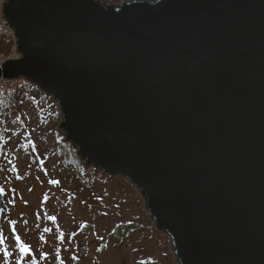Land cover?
I'll list each match as a JSON object with an SVG mask.
<instances>
[{
    "label": "water",
    "instance_id": "obj_1",
    "mask_svg": "<svg viewBox=\"0 0 264 264\" xmlns=\"http://www.w3.org/2000/svg\"><path fill=\"white\" fill-rule=\"evenodd\" d=\"M65 140L145 198L179 264H264V0H7ZM9 207L0 191V220Z\"/></svg>",
    "mask_w": 264,
    "mask_h": 264
},
{
    "label": "rangeland",
    "instance_id": "obj_2",
    "mask_svg": "<svg viewBox=\"0 0 264 264\" xmlns=\"http://www.w3.org/2000/svg\"><path fill=\"white\" fill-rule=\"evenodd\" d=\"M11 40L16 42L15 37ZM12 45L13 42L10 46ZM19 58L20 54L17 51L2 53L0 65L5 64V60L12 61ZM39 92L35 102L40 106V116L28 112L25 122L28 126L25 135L28 142L34 144L32 153L27 146L28 143L22 139L19 127L12 125L9 129L13 141L7 145L13 155L9 157L3 153L0 156V191L9 207V219L3 215L0 220V264L32 262L62 264L57 260L54 252L61 242H67V231L73 229V226L82 236L87 237L88 243L92 244L94 250L89 249L88 256L92 259V256L96 255L98 264H179L178 258L174 255L172 239L156 228L145 206V198L127 179L114 176L96 188L98 195L101 196V208L104 214L92 203L87 202L88 200L83 196L76 197L80 196L76 195L70 198L72 196L56 191L53 175L45 173L51 166L56 173L58 158H43L42 146L45 138L50 148L56 142L66 140L65 136L62 137L64 135L60 128L62 117L57 103L51 97ZM3 104H8V109L7 111L4 109V115L1 113L0 122L10 113L17 115L20 108L25 105L22 101L17 104V108H14L9 102H2L0 110L4 108ZM15 149H20L21 152ZM42 161L45 164L40 166ZM92 166L87 165V167ZM121 181L130 187L124 186ZM116 212H120L121 217L114 215ZM96 218L100 220H96L94 224ZM118 221L131 226L136 222L142 232L135 230L128 240L98 253L99 237L109 234L110 230L119 223ZM21 244L29 250V254L24 255L23 258L19 250ZM5 252L9 253L6 258ZM62 259L63 264H68L66 258L62 257ZM91 259L87 264L92 263Z\"/></svg>",
    "mask_w": 264,
    "mask_h": 264
},
{
    "label": "trees",
    "instance_id": "obj_3",
    "mask_svg": "<svg viewBox=\"0 0 264 264\" xmlns=\"http://www.w3.org/2000/svg\"><path fill=\"white\" fill-rule=\"evenodd\" d=\"M102 3L110 6H116L125 2H135V1H146V0H99ZM153 1V0H148ZM13 40L10 37H4L0 34V54L2 53H12ZM40 92L38 88L33 85L31 82L19 79L16 82L14 88L0 90V104L2 102L11 103L12 107L17 108L20 102H24V107L20 108L17 115L10 113L8 117H6L3 121L0 122V156L3 153H6L7 156H12L13 152L9 149L8 143L12 142V138L10 136V129L12 125L16 128L19 127V130L22 135V139L28 143V148L30 149V153H32L33 142L30 144L25 135L28 130V126L25 122H27V114L31 112L32 114H37L40 116L41 109L39 104L35 102V97ZM4 108L0 110V117L2 120V115H4V109L7 111L8 104H3ZM5 121V122H4ZM64 137V135L62 136ZM57 147H56V145ZM53 144L52 148L48 147L47 139L45 138L43 148V158L53 157L58 158V169L55 173L53 167H48L45 174L51 173L53 175V181L56 187V191L63 195L72 196L70 198L76 197H85L89 203H92L100 212L103 213V209L101 208V196L98 195L96 188L102 183L109 179H112L114 176H108L100 171L96 170L94 167L85 166V160L82 159L77 150L70 145V143L64 141ZM16 150V149H15ZM17 152L20 151L16 150ZM21 152V151H20ZM36 160V159H35ZM45 164L44 161L40 162V166ZM66 182V184L64 183ZM120 182V180H119ZM122 182V181H121ZM123 185L130 187L127 183L122 182ZM85 208L88 209L87 206ZM104 214V213H103ZM120 216V212L114 213V215ZM96 220H100L96 218L94 220V224ZM119 223L110 230V233L104 237H99L97 241L98 253L103 250H107L110 246H118L123 243V241L128 240L130 235L136 230L138 232H142V229L139 228L136 222H133V226L129 224H122L123 222L118 221ZM93 224V225H94ZM67 242H61L59 246L56 248L54 255L57 256V260L63 264L64 260L62 257L68 260V264H87V261L91 259L89 255V249L92 248V244L88 243L87 237L82 236L81 232L77 230L73 226V229H69L67 231ZM140 241V239L138 238ZM93 249V248H92ZM94 250V249H93ZM91 264H98L97 256H92ZM34 264V262L29 263ZM43 264H52V262H44Z\"/></svg>",
    "mask_w": 264,
    "mask_h": 264
},
{
    "label": "built area",
    "instance_id": "obj_4",
    "mask_svg": "<svg viewBox=\"0 0 264 264\" xmlns=\"http://www.w3.org/2000/svg\"><path fill=\"white\" fill-rule=\"evenodd\" d=\"M4 4L5 5L7 4V0H0V31L3 35L10 37V39H11L12 37H15V33L9 27L8 22L4 17V12H3L4 11ZM10 34H11V36H10ZM13 44H14V46H16V48L14 49V46H13L12 53H14L16 51L19 53L18 48H17V39H16L15 43L13 41ZM20 58H21V54H20ZM6 61L7 60H5L4 62L6 63ZM3 65H0V68H2ZM14 82H15V80L4 79V78L0 77V89L10 88L14 85Z\"/></svg>",
    "mask_w": 264,
    "mask_h": 264
},
{
    "label": "snow or ice",
    "instance_id": "obj_5",
    "mask_svg": "<svg viewBox=\"0 0 264 264\" xmlns=\"http://www.w3.org/2000/svg\"><path fill=\"white\" fill-rule=\"evenodd\" d=\"M19 250H20V253H21V258H23L24 255L29 254V250H28L26 247H24V245H22V244L19 245ZM8 255H9L8 252H5V253H4L5 258H6Z\"/></svg>",
    "mask_w": 264,
    "mask_h": 264
},
{
    "label": "clouds",
    "instance_id": "obj_6",
    "mask_svg": "<svg viewBox=\"0 0 264 264\" xmlns=\"http://www.w3.org/2000/svg\"><path fill=\"white\" fill-rule=\"evenodd\" d=\"M153 1H155V0H153ZM7 22H8V21H7ZM8 25H9V23H8ZM9 27H10V26H9ZM10 28H11V27H10ZM11 29H12V28H11ZM12 30H13V29H12ZM13 31H14V30H13ZM21 58H22V57H21ZM21 58H20V59H21ZM20 59H19V60H20ZM16 81H18V80H16ZM39 91H40V90H39Z\"/></svg>",
    "mask_w": 264,
    "mask_h": 264
}]
</instances>
